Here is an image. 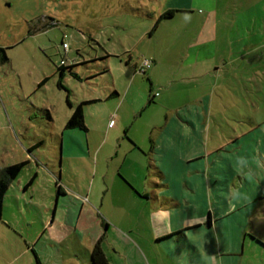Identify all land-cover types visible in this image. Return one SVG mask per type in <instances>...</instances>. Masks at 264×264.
I'll return each mask as SVG.
<instances>
[{"label": "crops", "instance_id": "0c3cea01", "mask_svg": "<svg viewBox=\"0 0 264 264\" xmlns=\"http://www.w3.org/2000/svg\"><path fill=\"white\" fill-rule=\"evenodd\" d=\"M176 1L165 0L155 18L168 9L174 12L166 19L179 12L186 13L187 10L175 9ZM215 11L210 8L203 14L196 33L193 32L186 42L179 65L177 62L173 70L162 66L163 54L157 50L149 52L152 66L145 74L149 84L147 102L141 110L133 109V114L139 116L142 109L159 95L152 92L153 81L167 92L164 101L175 92L181 99L176 97L173 102L171 99L169 103L161 102L164 118L153 122L148 133V124L135 119L123 123L124 135L117 140L112 153L106 155L105 172L109 181L99 172L97 163L102 145L89 147L85 121L86 130L65 128L64 123L59 132L49 110L45 109L46 129L42 135L33 133L28 137V155L24 157L28 166L34 165L33 175L24 185L20 184L21 190L25 191L33 184L38 170H46L49 174L51 192L48 197H51L52 205L46 211L50 216L41 222L39 235L31 239V250L41 240L38 245L41 251L33 250L38 258L36 264H40L39 254L46 255L43 250L52 255L51 251L47 252L51 248L58 253L53 256L54 264H62L58 245L63 238L72 236L75 259H70L73 264H91L90 251L99 238H103L101 247L109 264H236L232 258L239 253V248L242 254L246 226L250 222L249 211L245 209L244 214L241 208H248L259 194L264 193V118L256 119L251 113L243 115L240 110H233L235 113L230 119L238 123L237 131L228 116H224L230 106L221 105L220 96L226 92L221 79L228 64H235L242 54L226 56L217 49L225 45L221 41L224 29L220 31L218 22L212 19ZM236 11L234 9L233 14ZM155 27L150 30L149 38L155 35ZM233 27V24L227 25L225 30L233 31ZM4 62L0 59V63ZM139 64L140 61L133 65L134 71ZM57 75V86L65 92L69 109L67 119L80 101L97 99L95 102H100V97L70 102L68 96L72 90L63 83L67 77L82 83L96 74H64L63 70L62 74L51 76L56 78ZM44 78L47 80L48 77ZM136 78L134 74L128 81L123 100ZM229 88V92L241 94V89ZM251 91L260 93L262 89ZM107 92L106 98L119 99V89L114 83ZM150 98L152 101L148 102ZM119 111L120 105L117 116ZM84 116L83 108V119ZM114 125L107 123L109 129ZM131 129L132 135H129ZM47 140L57 145L50 146L49 155H44L39 146ZM120 148L122 153H119ZM86 159L94 165L93 169L89 165L86 167L88 175L92 169L87 194L63 179L64 171L67 176L75 175L73 164L81 168ZM111 166L112 173L109 172ZM98 173L102 184L94 185ZM13 180L3 199L9 187L15 186ZM20 185L15 189L20 190ZM95 191L96 198L92 196ZM83 232L86 233L84 238L88 239L86 243ZM49 257L44 256L45 259Z\"/></svg>", "mask_w": 264, "mask_h": 264}, {"label": "rangeland", "instance_id": "374dc122", "mask_svg": "<svg viewBox=\"0 0 264 264\" xmlns=\"http://www.w3.org/2000/svg\"><path fill=\"white\" fill-rule=\"evenodd\" d=\"M164 2L165 0H0V46L5 48L7 55V61L0 63V168L23 159L27 162L24 157L28 155V137L33 133L42 135L46 129L45 109L49 110L54 127L61 132L69 109L65 92L57 86L58 75L56 78L51 75L59 74L58 67L63 60L64 64L72 65V72L65 68L64 74H96L82 83L71 77H67L63 83L72 90L68 96L70 102L100 97V102L84 106V121L88 126L85 134L91 149L102 145L97 163L99 172L109 181L105 172L108 162L106 155L108 152L112 153L117 140L124 135L123 123L127 124L126 121L135 119L148 124V133L153 122L164 118L165 110L160 106L161 102L169 103L170 99L173 102L176 97L181 99L175 92L169 94V100L164 101L167 92H164L163 86H157L156 81H153L152 92H158L159 95L154 97L153 103L146 109H142L139 116H135L133 109L139 111L147 102L149 84L145 74L149 73L150 67L140 73L134 71L133 65L143 58L150 59L149 52L157 50L163 54L162 66L173 70L177 62L179 65L186 42L193 32L196 33L203 14L210 8L216 9L212 19H216L220 31L224 29L221 31L223 39L219 40L225 47L218 46L219 52L226 56L242 54L235 64H228V70L221 79L222 86L226 89L220 96L221 105H227V108L230 106L224 116H228V121L237 131L238 123L230 119L235 113L233 110H240L243 115L251 113L256 119L264 118V0H177L178 6L175 9L190 12H179L172 18L165 19L156 25L155 35L149 38L155 16L157 17ZM234 9L237 10L236 14H233ZM225 11L227 12L222 14ZM232 24L234 30L226 31L225 26ZM62 43L67 46L63 47ZM134 74L137 78L123 100L124 90ZM44 77L48 78L41 82ZM156 77L163 80L159 74ZM112 83L119 89V99L106 98ZM229 87L241 89V94L229 92ZM256 88H261L262 91H251ZM252 103L255 105L252 106ZM110 119L115 125L109 129L107 123ZM132 131L133 129L128 134L132 135ZM54 145L57 143L51 144L47 140L39 149L42 154L49 155L50 146ZM121 149L119 153H122ZM90 163L92 162L86 159L81 168L73 164L75 175L67 176L64 171L65 182L87 194L94 166ZM87 165L92 168L89 169V175L86 172V167H89ZM137 165L139 168V164L135 163ZM33 167L34 165L31 167L26 163L21 168L13 180L15 186L9 187L3 199L0 216V264H36L38 260L33 250H38L41 240L31 250V239L39 235L41 222L49 219L50 213L46 208L52 202L51 197H48L51 191L49 192V174L46 170H38V175L32 180L33 184L25 191L21 190V185L32 177ZM112 170L111 166L109 172L112 173ZM98 177L99 173L94 179V185L98 184ZM99 183L102 184L101 177ZM18 184H21L20 190L15 189ZM101 187L103 186L99 188ZM92 196L96 198V191L92 192ZM241 209L245 211L244 214L245 209L249 211L250 222L246 226L243 252L240 254L239 248V253L232 258L233 262L264 264V193L259 194L248 208ZM83 233L84 238L86 233ZM71 238H63L58 245L62 264L74 263L70 259H75ZM83 241L86 243L88 239L84 238ZM39 251L41 250L38 253ZM49 251L52 255L45 250L43 253L46 255L39 254L40 264H54L53 256L58 253H54L52 248L47 250ZM44 256L50 257L45 259Z\"/></svg>", "mask_w": 264, "mask_h": 264}, {"label": "trees", "instance_id": "16d2710c", "mask_svg": "<svg viewBox=\"0 0 264 264\" xmlns=\"http://www.w3.org/2000/svg\"><path fill=\"white\" fill-rule=\"evenodd\" d=\"M174 10L168 9L163 11L158 18L155 20V23L153 25L156 26L157 23L162 20L169 18L173 15ZM0 59L1 61H6L7 60V55L4 47H0ZM60 66H65V67H60ZM58 67L59 74H62V71L65 68H68L70 72L72 65L70 64H60ZM74 74V73H72ZM46 79L44 78L41 82H44ZM58 85L61 86L60 82L58 81ZM97 99H91V100H84L80 101L77 103L71 113V115L68 117V119L65 122V128H79L82 130H86L85 124H84V119H83V108L84 105L90 102H95ZM152 99L150 98L148 102H151ZM27 162L20 161L16 163H12L9 165H6L2 168H0V216L2 213V202H3V196L7 190L8 184L12 179H14L18 173L20 172L21 168L26 164ZM103 238H99L93 245L90 251V261L91 264H109L104 252L101 247V241ZM258 242V241H257ZM37 263V262H36Z\"/></svg>", "mask_w": 264, "mask_h": 264}, {"label": "built area", "instance_id": "2783aa9c", "mask_svg": "<svg viewBox=\"0 0 264 264\" xmlns=\"http://www.w3.org/2000/svg\"><path fill=\"white\" fill-rule=\"evenodd\" d=\"M62 46H63V47H66L67 44H66V43H62ZM60 64H64V61L61 60V61H60ZM151 64H152V60H151V59L143 58V59L140 61V64L138 65V67H137L136 70H137L138 72H140V73H144L145 70L151 66ZM154 95H157V93H154ZM108 125H109V126H112V125H113V120H112V119L109 120Z\"/></svg>", "mask_w": 264, "mask_h": 264}]
</instances>
